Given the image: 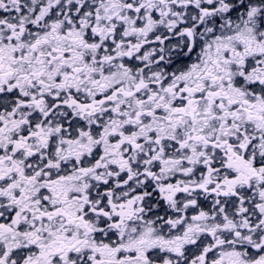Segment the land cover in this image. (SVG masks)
I'll use <instances>...</instances> for the list:
<instances>
[{"label": "snow or ice", "instance_id": "1", "mask_svg": "<svg viewBox=\"0 0 264 264\" xmlns=\"http://www.w3.org/2000/svg\"><path fill=\"white\" fill-rule=\"evenodd\" d=\"M0 264H264V0H0Z\"/></svg>", "mask_w": 264, "mask_h": 264}]
</instances>
